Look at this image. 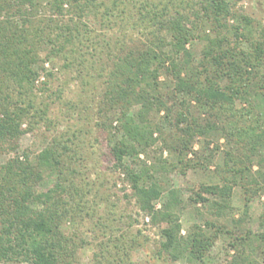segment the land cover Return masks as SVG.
Segmentation results:
<instances>
[{"label":"trees","instance_id":"16d2710c","mask_svg":"<svg viewBox=\"0 0 264 264\" xmlns=\"http://www.w3.org/2000/svg\"><path fill=\"white\" fill-rule=\"evenodd\" d=\"M133 1L0 0V153L17 150L22 136L47 120L48 106L35 94L43 62L63 57L67 67L79 66L80 76L89 75V66H95L87 52L97 40L86 19L100 14L110 22L131 5L129 17L139 15V25L133 26L142 27L140 42L115 53L110 40L102 47L97 41L92 55L115 53L99 113L115 168L131 184L140 210L160 227L155 257L166 264H218L210 260V251L228 235L235 249L228 264H264V211L259 231L247 226L250 203L264 191V24L236 15L230 0L128 3ZM232 17L240 25L231 28ZM197 39L205 42L199 57L190 46ZM218 134H226L237 153L228 154L223 182L193 190L189 200L208 216L184 232L186 201L165 175L203 166L209 158L188 157L198 156L195 141ZM70 140L55 138L34 156L16 151L0 163V264H81L85 239L64 229L84 204L71 175L76 169L68 163L71 152L78 153ZM158 141L163 151L176 154L175 161L161 157L139 166L128 161ZM46 177L56 180L40 190ZM237 185L244 193L239 217L233 202ZM131 242L134 247L136 239ZM94 256L103 264L104 254ZM127 260L123 256L112 264Z\"/></svg>","mask_w":264,"mask_h":264},{"label":"rangeland","instance_id":"374dc122","mask_svg":"<svg viewBox=\"0 0 264 264\" xmlns=\"http://www.w3.org/2000/svg\"><path fill=\"white\" fill-rule=\"evenodd\" d=\"M230 1L236 15H248L255 24H264V0ZM188 2L197 3V0H186L184 3ZM128 3L141 2L136 0ZM129 9H132L131 5L128 6V12H120V16L114 17L110 22L102 20L100 14L98 17L92 15L86 19L93 30L94 38L100 42L98 44L100 47L104 40H110L114 52L118 53L121 47L124 46L125 50H128L140 42L143 35L139 33V29L142 27L133 26L134 23L139 25V15L130 18ZM228 22L231 28L241 23L238 17H232ZM93 45L91 43L87 52L95 66V68L89 66L92 68L89 75L86 71L80 76L79 66L67 67L63 57L52 56L43 62L44 69L37 82L35 94L38 103L48 106L47 120H40L32 130L24 134L17 150L0 153V163L14 157L16 151L19 153L26 151L34 156L55 138L68 144H71L70 139H73V148L77 149L78 153L71 152L68 163L71 168L76 169V173L71 175L75 176L74 179L82 189L84 204L82 210L76 212L74 218L64 224V229L67 233H76L78 238L85 239V244L79 251L81 264H98L94 256L96 253L105 255L102 259L103 264L118 262L123 256L128 259L125 264H166L155 257L161 240L160 227L151 223L145 212L140 210L133 197L131 184L120 170L115 168L110 155L109 138L102 126L103 117L99 113L98 104L115 53L110 56L106 53L102 55L96 53L98 56L95 57L92 55ZM190 46L199 57L205 42L197 39ZM47 52L48 50L42 52L44 59ZM48 73L52 75L49 76ZM162 79L164 80V76ZM45 81L47 85L44 84ZM74 131H77L82 141L74 138ZM208 141L211 142L210 146ZM194 150L198 151V156L191 152L188 157L194 159L207 157L209 161L205 160L203 166L190 168L186 173L175 170L165 175V180L169 179L172 185L182 190L186 201L182 214L184 232L192 223L202 222L208 216L201 204H194L189 200L193 190L198 189L201 184L223 182L228 154L237 153L233 142L226 134H218L211 139L199 136L195 141ZM161 157L171 161L177 159L176 154L167 149L163 151L162 142L158 141L146 153H141L138 159L128 161L136 162L135 164L139 166L144 162L149 164L160 160ZM257 168L258 165L255 164L254 170ZM55 180V177L53 179L46 177L39 189L46 190ZM79 197L77 198L80 199ZM233 202L236 207L235 217H239L244 208V193L240 185L234 188ZM263 211L264 191H261L250 203L247 226L259 231ZM118 238L120 239L117 240ZM132 238L136 239L134 247L130 246ZM118 246L122 248L121 251ZM126 253L130 255L125 256ZM234 253L235 249L230 246V238L228 235H222L210 251L209 257L214 263L228 264Z\"/></svg>","mask_w":264,"mask_h":264}]
</instances>
